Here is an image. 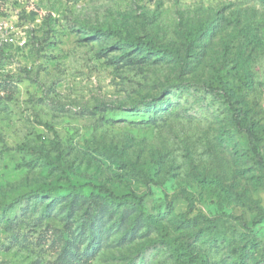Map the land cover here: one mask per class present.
<instances>
[{
    "label": "rangeland",
    "instance_id": "obj_1",
    "mask_svg": "<svg viewBox=\"0 0 264 264\" xmlns=\"http://www.w3.org/2000/svg\"><path fill=\"white\" fill-rule=\"evenodd\" d=\"M213 67L264 161V0H0V264H264V166Z\"/></svg>",
    "mask_w": 264,
    "mask_h": 264
},
{
    "label": "trees",
    "instance_id": "obj_2",
    "mask_svg": "<svg viewBox=\"0 0 264 264\" xmlns=\"http://www.w3.org/2000/svg\"><path fill=\"white\" fill-rule=\"evenodd\" d=\"M94 28H95V32L98 34L107 35V36H118L119 38H121L123 42L130 44L133 47L142 48L148 51L159 52L162 54L173 56L177 60L181 59L178 52H175L174 50L168 48L167 46L156 43L150 39H144L141 37L127 38L124 37L116 27H110L106 25H97ZM213 71L216 72L217 75L221 76L219 84L205 85V89L208 92L217 93L221 96V98L224 101L225 107L230 113L231 119L234 125L236 126L237 130L240 132H245L247 134L249 140V146L252 153L257 158L259 164L264 166V161L258 149V143L260 142L258 133L256 132V130L254 129L251 123L244 121L242 116L245 111L241 106L236 104L233 97V94L235 93L234 84L236 83V79L234 75L229 73L226 74L220 71L218 67H213ZM224 76H226L227 78L226 80L223 79ZM97 188L100 193L106 194L108 199L116 203H128L133 201L135 202L138 200L135 195L129 193L118 196L104 186H99ZM30 194L32 193H27V195Z\"/></svg>",
    "mask_w": 264,
    "mask_h": 264
}]
</instances>
